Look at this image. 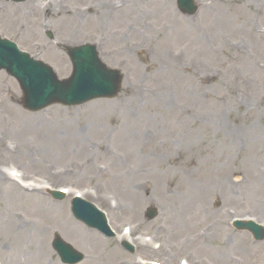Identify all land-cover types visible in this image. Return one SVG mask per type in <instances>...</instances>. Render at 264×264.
Listing matches in <instances>:
<instances>
[{
	"label": "rangeland",
	"instance_id": "rangeland-1",
	"mask_svg": "<svg viewBox=\"0 0 264 264\" xmlns=\"http://www.w3.org/2000/svg\"><path fill=\"white\" fill-rule=\"evenodd\" d=\"M30 1L0 0L3 36L33 30L19 48L58 78L59 45L94 43L124 78L113 99L31 113L0 71V264H63L54 233L78 264H264V239L230 224L264 226V0H195L192 16L176 0ZM74 195L115 237L73 217Z\"/></svg>",
	"mask_w": 264,
	"mask_h": 264
},
{
	"label": "water",
	"instance_id": "water-1",
	"mask_svg": "<svg viewBox=\"0 0 264 264\" xmlns=\"http://www.w3.org/2000/svg\"><path fill=\"white\" fill-rule=\"evenodd\" d=\"M177 4L180 11L188 15H193L197 8L193 0H177ZM65 49L72 64V72L68 78L59 80L48 65L30 58L15 44L0 38V70L4 69L17 80L22 92L23 108L38 111L51 104L79 105L97 98H113L119 93L123 75L117 69L108 68L99 59L95 45L86 43L67 46ZM50 193L57 199L64 196L59 191ZM71 210L77 219L88 226L97 228L106 236L113 235L104 214L93 204L76 197L71 202ZM147 215L153 217L155 210L149 209ZM233 226L248 230L255 240L264 238V229L252 220H234ZM123 245L133 250L129 244ZM52 247L63 263L75 264L82 260V254L57 234Z\"/></svg>",
	"mask_w": 264,
	"mask_h": 264
},
{
	"label": "flooded vegetation",
	"instance_id": "flooded-vegetation-1",
	"mask_svg": "<svg viewBox=\"0 0 264 264\" xmlns=\"http://www.w3.org/2000/svg\"><path fill=\"white\" fill-rule=\"evenodd\" d=\"M31 10H34L33 8H30ZM4 11V8H1L0 12H3ZM30 35H27L26 34V31L24 29L22 30H19L17 31V33L15 32H12L13 33V37L15 40H22V39H25V40H29V42H31V44L35 45V40L37 39V35L35 33H33L34 31L33 30H30Z\"/></svg>",
	"mask_w": 264,
	"mask_h": 264
},
{
	"label": "bare ground",
	"instance_id": "bare-ground-1",
	"mask_svg": "<svg viewBox=\"0 0 264 264\" xmlns=\"http://www.w3.org/2000/svg\"><path fill=\"white\" fill-rule=\"evenodd\" d=\"M257 47H258V46H257ZM9 108H10V111L13 109L12 106H11V107L9 106ZM14 112H15V111H14ZM10 173H11V174H15V172H12V170L10 171ZM90 234L94 235L93 233H90ZM98 240H99L98 238H96V237L94 238V241H98ZM115 253H116L115 250H112V251L109 252L110 256H111L112 254H115ZM24 264H29V262H26V261H25Z\"/></svg>",
	"mask_w": 264,
	"mask_h": 264
}]
</instances>
